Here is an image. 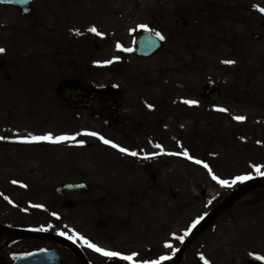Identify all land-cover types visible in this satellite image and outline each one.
I'll return each instance as SVG.
<instances>
[{"label": "rangeland", "instance_id": "374dc122", "mask_svg": "<svg viewBox=\"0 0 264 264\" xmlns=\"http://www.w3.org/2000/svg\"><path fill=\"white\" fill-rule=\"evenodd\" d=\"M215 1L217 0H37L31 6L35 8V14L30 16V20L24 19L16 8L0 5V48L6 50L0 54V59L9 67L8 73L16 77L7 85L4 76L0 74V135L5 139L4 142L7 138L24 136L23 134L30 136L31 131H69L86 126L79 121L73 123L63 111L54 110L46 115L33 111L38 107L35 97L43 98L40 101L42 107L52 106L53 103L55 106L59 105L60 101L54 89L56 90V85L60 82L76 79L83 84L96 86H108L115 82L122 87L118 82L126 83L127 70L139 74L153 72L148 75L150 79L144 77L139 84L140 87H145V92L150 93V96L139 92L126 93L128 105H133L136 112L141 109L144 100L155 102L160 96L167 102L168 111L163 118L152 115L153 119H157L153 126L159 124L157 133L162 134L154 137L153 145L160 147H153L151 153L164 155L167 152L165 149L189 152L209 162L215 175L221 179H235L243 175L251 178L264 177L258 175L253 167L260 166L261 172H264V57L260 52L261 44H249L246 57L239 54L240 47L213 45L214 41L208 46L213 53L207 54L206 61L216 68L203 76V82H207L208 78L217 82L223 90L243 86L249 91L243 105L227 103L226 98H222L214 103L215 107H209L206 112L204 104L196 98L202 81H199L193 60L196 46L198 47L193 28L199 6L203 3L213 6ZM249 2L255 6L260 4L259 0ZM257 12L259 13L258 9ZM178 13L183 21L189 23L190 29L183 30L180 25L175 26L167 18L174 14L178 18ZM142 24L165 36L166 46L158 57L147 62H137L130 58L127 62L123 61L109 68L106 66L102 70L100 62L106 61L107 65L110 59L116 58L117 51L125 55L123 50L133 46V33ZM92 27L101 35L90 32L89 28ZM200 31L205 37L209 33L214 35L207 26H201ZM253 32H258L257 27L248 35L252 36L255 34ZM213 39L218 41L215 35ZM117 43L121 45L120 50L116 48ZM32 54L41 57L37 66L39 76L37 80L26 83L18 74L22 73L19 62ZM80 56L86 57L87 66L84 70L80 68V63L75 62ZM59 60H63L64 68L58 67L55 71L53 63ZM224 60L241 61L240 66L246 70L245 75H234L226 67H222L220 63ZM14 65L15 69L12 70ZM98 70L101 75L97 74ZM119 70H122L120 74ZM22 74H27V70H23ZM6 87L49 90L38 95H19L13 94L11 89L4 91L3 88ZM166 89L169 91L164 98L163 91ZM4 97L12 104L9 108L5 107V100H2ZM184 100H195L197 103L190 106L183 103ZM218 108L227 111L220 112L217 111ZM235 116L245 119L237 121L233 119ZM90 127L96 128L99 125ZM125 130L126 128L115 135L122 137L128 144L133 139ZM139 142L141 140H138L141 145ZM101 152L107 151L97 147L85 152L41 147L32 150L0 144V170L19 166L24 173L30 175L29 179L36 183L40 181V185L34 187L33 193L40 189L43 200L38 201L46 204L45 209L39 210L33 205L26 208L23 203L29 194H24L21 206L12 208L0 196V224L12 222L21 226L41 225L45 229L42 226L57 223L49 215L51 210H55L58 211L57 216L72 228L75 237H83L106 251H115L122 255L135 254L134 262L129 264H145L158 260L161 256L173 258L181 242L176 237L183 236L185 231L189 232L193 221L204 217L230 192L227 190L230 189L229 186L211 184L201 171L194 170L175 158L162 156L154 164V171L157 169L158 174L164 175L167 180L163 190L153 185L146 192V197L140 199V208L118 206L116 187L120 183L119 179L124 177L122 174H125L118 166H125L115 164L117 157L102 156ZM66 153L72 159L70 166H74L73 169H77L74 161L83 159V162H77L82 163L77 166L81 170L66 169L69 161L67 158L60 159ZM97 157L103 158L99 160ZM34 159L39 162L33 163ZM55 166L60 169H51ZM112 168L117 169L114 176ZM41 169L46 171L44 175L39 172ZM119 175L122 176L118 177ZM112 179L116 180L111 181ZM64 180L87 182L92 193L87 197L73 196L71 201L95 204L70 211L60 207L59 202L53 198V188ZM123 181L127 182L128 179ZM0 191V195L5 192L1 182ZM258 191L256 189L248 192L228 212L216 219L188 246L181 264H204L201 256L209 264H245L247 256L264 257V192ZM171 193L176 194L174 201ZM9 198L15 204L13 198ZM125 200L129 202V199ZM164 209L169 210L163 212ZM99 221L107 222L103 231L95 227ZM74 241L78 242L76 239ZM165 243L172 247L166 248ZM14 245L16 253L38 247L60 249L50 243L24 241L15 242ZM82 246L93 264L114 261L85 244ZM62 253L67 255L65 250ZM8 255L7 251L0 250V256H4L9 263ZM70 263L78 264L73 258Z\"/></svg>", "mask_w": 264, "mask_h": 264}, {"label": "flooded vegetation", "instance_id": "af4514ba", "mask_svg": "<svg viewBox=\"0 0 264 264\" xmlns=\"http://www.w3.org/2000/svg\"><path fill=\"white\" fill-rule=\"evenodd\" d=\"M213 3L215 4L214 6H211V4L207 5V3H203L202 5H200L198 8L196 18H195L194 30H197V32H198V40H199V49L196 51V62H197L198 66L200 65L201 60L203 58V54H202L203 43L206 40H212L214 35L216 37L218 36V40L222 41V42H230V40L236 39L238 37V34L235 31L236 28L234 27V25L237 24V25L242 26L246 21V19L243 16L245 13H248L247 0H241V1L235 0V2H232V0H229L228 5H224L223 1H215ZM34 12H35V9H31V15L34 14ZM30 16L27 18H24V19L30 20L31 19ZM180 19L183 21L182 16ZM32 23H34V21H32ZM35 24H37V23H35ZM187 24H188L187 21H183L184 26H186ZM201 26H207L208 29L214 33V35L212 33H209L207 37L203 36L201 31H200ZM258 27H259L261 33L264 35V23L259 22ZM243 34H244V37H246V29L243 31ZM259 39H260V36H259ZM245 41H247V40H239L237 42L244 44ZM164 45H165V43H164ZM83 59H85V58H83ZM40 61H41V57L36 56V55H31V56H26L24 59H22V62H19L21 64L20 68L22 70V73H23V70H25V69L27 70V74H25V75L22 73H18L22 79L26 80V83H28L30 81L37 80V78L39 76V70H38L37 66H39ZM15 65L13 66L12 70L15 69ZM58 67L64 68L63 60H59V61L53 63V68L55 71ZM9 70H10L9 67L0 59V74H2L4 76L7 85L11 84V81H13V79L16 78L13 74L8 73V72H10ZM23 85H25V84L23 83ZM10 89H11V92L13 94H19V95H21V94L38 95V94H41V92L46 93V91L49 90L48 88H36V87H15V88L6 87V88H3L4 91H9ZM54 92H56L55 89H54ZM247 96H248V94L246 93L245 94L246 100H247ZM96 105L97 104L95 103V107H93L91 109L92 113L96 112L93 114V116L97 117L99 120H105V122L107 124H112V121H111V119L108 118L107 113L104 112L102 109H97ZM80 110L86 112L89 109L85 110V108H81ZM122 122H123V119H122ZM142 123L143 122L141 121V123H139L138 125H134L130 128L132 130V134L135 136L134 139L137 141L139 138L144 139V140L147 138L146 133H148L151 130L155 121L148 120V122L145 124V129H143ZM132 144H133V142H132ZM126 164L137 165L138 163L135 161H129V162H126ZM122 170H126V168H124ZM142 170L144 171V173H140L139 176L142 179L143 183H140V184L133 183L131 185H128L127 187H123V186L119 187V190H118L119 195L117 196L119 202L124 203V202H127L125 199H129V202H131L130 205L134 206L136 204V202H138V201L141 202L140 199L146 197V192L149 189H151L153 185H156V187L159 190H163L165 185H167V180H166L165 176L162 174H158V172L156 171L157 169L155 171H153L152 167L148 169L147 166H143ZM7 171H8V173L2 178V180L4 182V184H2V185L5 188H12V189L14 188L12 186H8L11 183V181H16L17 183L24 182V178H22V176H23L22 169H20L19 167H15L14 169H7ZM9 171H12V172L9 173ZM29 176L30 175H26V177H27L26 181L29 182V184L26 185L27 186L26 191L21 192L20 190L16 189L15 191H9L6 195L7 197L11 196L13 198V200L15 201V203L18 205L21 204V200L24 198V194H27V195L29 194L27 196V198H29L30 195H33L35 198V199L29 198L28 202H27V200H26L27 198H26L24 200V202L26 201L25 204L35 205V206L40 205V202L38 201V200H41L40 189H37V191L35 193H33V189H34V187H36V185H30V184L35 183V182L32 181L31 179H29ZM144 178H145V180H144ZM131 180L133 181L134 178ZM146 181H149V182L147 183ZM81 182H84V181L64 180V181H61L58 184V186L66 184V183H81ZM20 194H23V195H20ZM54 195L55 196L53 198L59 202L60 207H64L65 203L68 201H71V197H73V196H77V197L83 196L80 194H67L64 197H60L56 194H54ZM172 196H173V198H175L176 194L172 193ZM89 201H94V200H89ZM94 204H95V202L79 201L77 203L72 202V207L73 208H78V207L81 208L82 206H93ZM38 223H40V222H38ZM53 225L54 224L51 223L45 227L53 230ZM3 226L7 227V228H11V229H16V230L24 229V230H29V231L52 232L51 230H47V229L41 230L42 229L41 225H36V226L33 225L34 227H31V225L21 226L19 224H15V223L10 222V223H5ZM24 241L31 242V243H38L37 241H31V240H21V239H15L14 240L13 239V241L3 249V251H7V253L9 254L8 259H9L10 263L20 256L26 255L32 251H39L41 249L38 247V248H33L32 250L23 251L22 253H16L17 251L13 249V247L15 246L14 243L15 242L19 243V242H24ZM54 246H57L58 248H60V253L63 256L64 261L68 264H71L70 263V261L72 260L71 255H70L71 252L69 250H66L64 247H61L57 244H54ZM11 249H13L14 251H11ZM49 249H57V248L52 247ZM62 250H65L67 255H64L62 253ZM82 252H83V250H82ZM11 253H12V256H10ZM89 260L91 261L90 257H89ZM89 260H88V262H89ZM7 263H8V261H7Z\"/></svg>", "mask_w": 264, "mask_h": 264}, {"label": "water", "instance_id": "95a60500", "mask_svg": "<svg viewBox=\"0 0 264 264\" xmlns=\"http://www.w3.org/2000/svg\"><path fill=\"white\" fill-rule=\"evenodd\" d=\"M33 0H0L1 4H12L17 6L23 15H27L29 13L28 5ZM148 37V38H146ZM157 44V45H156ZM160 48V44L157 43V38L152 35H141L139 40L137 41V50L135 51L136 54L139 56H151L153 53L157 52ZM205 94L204 97L207 100H214L218 97V87L215 84L210 83L207 88L204 90ZM94 94H98L100 101L104 107H108L109 110L113 115L114 109L116 107H120L123 105L122 99H120V92L116 89H108L104 90H89L88 88L82 89L77 84L73 82H65L60 85L59 87V96L60 98L67 104H89L91 98ZM264 186V179L262 180H252L245 184H243L239 189L229 195L221 204H219L213 212H211L201 223L200 225L191 233V235L186 239L183 243L182 247L180 248L176 258L167 264H179L180 258L183 251L186 247L200 234L202 233L206 227L227 207H229L233 202L239 199L248 191ZM85 187L74 185V186H63L57 189V193L64 195L68 192H83L85 191ZM103 224L98 225V227H102ZM0 231L2 232H9L11 235L17 238H24V239H40V240H48L59 243L61 245L66 246L70 250H72L76 256L79 258L81 264H87L86 260L83 258L80 251L74 247L72 244L57 238L50 234H32L23 231H8L2 229L0 227ZM14 264H63L61 257L58 253L51 251V252H41L36 253L25 258L19 259L14 262ZM248 264H263V262H257L250 260Z\"/></svg>", "mask_w": 264, "mask_h": 264}, {"label": "snow or ice", "instance_id": "6c2138e0", "mask_svg": "<svg viewBox=\"0 0 264 264\" xmlns=\"http://www.w3.org/2000/svg\"><path fill=\"white\" fill-rule=\"evenodd\" d=\"M261 13H264V8H260L258 9ZM140 27L144 30H148L147 26L146 25H140ZM89 31L92 32V33H95L96 35H101V33L95 28V27H92V28H89ZM155 35L161 40H165V36L162 35L160 32H156ZM116 48L118 50L121 49V45L119 43H117L116 45ZM128 51H130V49H126ZM6 50L4 48H0V54H3ZM110 63V61H109ZM222 63L224 64H232L234 63V61H231V60H224L222 61ZM183 103L187 104V105H190V106H193V105H196V101L195 100H184ZM149 108L152 107V105H148ZM217 111H220V112H226L227 109H224V108H218ZM233 119L237 120V121H243L245 118L242 117V116H235L233 117ZM87 135H90V136H97L98 134L95 133V132H89V133H86ZM75 137H72V136H66V135H61V136H53L51 133L49 134H45V135H36V136H33V135H30L28 137V141H36V142H39V141H48V142H52V143H59V142H62V141H66V140H71V139H74ZM0 139H2V137H0ZM99 139H101L103 141L104 144L106 145H110L111 147L113 148H118V150L121 152V153H124V154H127V155H131V156H136L137 153L136 152H130L128 149L126 148H123V147H119L118 145H116L115 143L107 140V139H104L102 136L99 137ZM156 147H160L159 145H156ZM184 155L186 157H188V153L187 152H184ZM189 159H191V157H188ZM196 164H202L203 162L201 160H195L194 161ZM203 167L208 170V173L209 175L211 176L212 180H214L217 184L221 185L222 187H228L230 185H234L236 184L237 182H240V183H243L244 181L250 179L251 177L250 176H247V175H243V176H237L235 177V179L229 181V180H225V179H221L219 177H217L215 174H213L211 168L209 167L208 164L206 163H203ZM254 170L256 173L258 174H261V175H264V172H261V168L260 166H256L254 165ZM13 183H16V181H13ZM5 199H7V197H5ZM36 207H42L40 205H36ZM52 215L54 217H56L57 219H59V217L57 216L56 213H52ZM200 219H202V217L198 218L196 221H193L191 227H195L196 224L199 223ZM41 230H44V229H41ZM189 233L187 231H185L184 235L183 236H179V237H176L177 239H179L181 242L184 241V238L185 236H187ZM60 235H64V233H60ZM70 239L72 237H69ZM77 239H80V240H83L84 241V244L89 247L90 249H92L93 251L101 254L102 256L108 258V259H119V260H123V261H129V262H134V257H135V254H132V255H122L121 253L119 252H115V251H106L104 250L103 248H100L98 247L96 244L94 243H90L88 240L84 239L83 237H77ZM166 248H171L172 246L168 243H165L164 245ZM170 259V257L168 256H161L158 260H154V261H149V262H145V264H162L163 261L165 260H168ZM201 260L204 261V264H209V262L204 258V256H201L200 257ZM256 259H264V257H256Z\"/></svg>", "mask_w": 264, "mask_h": 264}, {"label": "bare ground", "instance_id": "6f19581e", "mask_svg": "<svg viewBox=\"0 0 264 264\" xmlns=\"http://www.w3.org/2000/svg\"><path fill=\"white\" fill-rule=\"evenodd\" d=\"M59 148V147H56ZM12 240V236L9 234L1 233L0 234V247L4 246L7 244L9 241Z\"/></svg>", "mask_w": 264, "mask_h": 264}]
</instances>
